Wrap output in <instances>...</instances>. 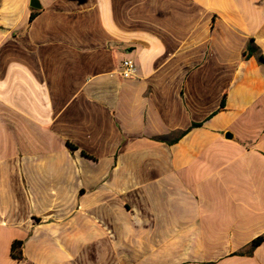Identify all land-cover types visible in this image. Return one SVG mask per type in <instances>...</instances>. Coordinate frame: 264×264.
<instances>
[{
  "label": "crops",
  "instance_id": "obj_1",
  "mask_svg": "<svg viewBox=\"0 0 264 264\" xmlns=\"http://www.w3.org/2000/svg\"><path fill=\"white\" fill-rule=\"evenodd\" d=\"M40 2L0 0V264H264V0Z\"/></svg>",
  "mask_w": 264,
  "mask_h": 264
},
{
  "label": "trees",
  "instance_id": "obj_2",
  "mask_svg": "<svg viewBox=\"0 0 264 264\" xmlns=\"http://www.w3.org/2000/svg\"><path fill=\"white\" fill-rule=\"evenodd\" d=\"M39 10L36 9V8H33L32 9V13L30 15V20L34 19L35 16L38 14ZM251 54V51L248 52L246 54V56H250ZM225 105V98L223 99V102H222V107ZM195 126L198 125V124H194ZM84 155L86 156H89L87 153L83 152ZM264 241V234L263 235H260L258 236L257 238H255L251 244V246L249 247V249H247L246 252H241L239 254H249L251 255L254 251V249L259 246L262 242ZM22 245H23V241L22 240H15L13 241L12 243V247H11V254L13 255V257H17V258H21L23 256V252H22Z\"/></svg>",
  "mask_w": 264,
  "mask_h": 264
},
{
  "label": "built area",
  "instance_id": "obj_3",
  "mask_svg": "<svg viewBox=\"0 0 264 264\" xmlns=\"http://www.w3.org/2000/svg\"><path fill=\"white\" fill-rule=\"evenodd\" d=\"M120 74L123 78L129 79L135 75L136 64L132 58H126L122 61L120 66Z\"/></svg>",
  "mask_w": 264,
  "mask_h": 264
},
{
  "label": "rangeland",
  "instance_id": "obj_4",
  "mask_svg": "<svg viewBox=\"0 0 264 264\" xmlns=\"http://www.w3.org/2000/svg\"><path fill=\"white\" fill-rule=\"evenodd\" d=\"M164 263L167 264H176L180 262V258H173V257H168L167 259H162ZM182 264H192L194 259H182ZM152 264L155 262L153 259H151ZM202 264H213V262H201ZM197 264V263H196Z\"/></svg>",
  "mask_w": 264,
  "mask_h": 264
},
{
  "label": "water",
  "instance_id": "obj_5",
  "mask_svg": "<svg viewBox=\"0 0 264 264\" xmlns=\"http://www.w3.org/2000/svg\"><path fill=\"white\" fill-rule=\"evenodd\" d=\"M30 5L36 9L42 8L40 0H30Z\"/></svg>",
  "mask_w": 264,
  "mask_h": 264
}]
</instances>
